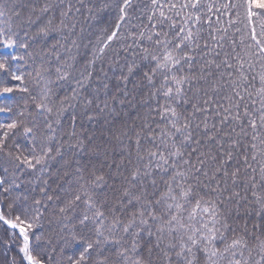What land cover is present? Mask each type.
I'll use <instances>...</instances> for the list:
<instances>
[{"label":"snow or ice","instance_id":"snow-or-ice-1","mask_svg":"<svg viewBox=\"0 0 264 264\" xmlns=\"http://www.w3.org/2000/svg\"><path fill=\"white\" fill-rule=\"evenodd\" d=\"M0 264H264V0H0Z\"/></svg>","mask_w":264,"mask_h":264}]
</instances>
